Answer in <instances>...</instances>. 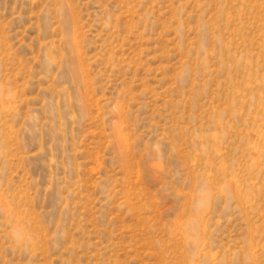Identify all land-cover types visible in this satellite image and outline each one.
I'll return each mask as SVG.
<instances>
[{
    "label": "rangeland",
    "instance_id": "rangeland-1",
    "mask_svg": "<svg viewBox=\"0 0 264 264\" xmlns=\"http://www.w3.org/2000/svg\"><path fill=\"white\" fill-rule=\"evenodd\" d=\"M0 264H264V0H0Z\"/></svg>",
    "mask_w": 264,
    "mask_h": 264
}]
</instances>
